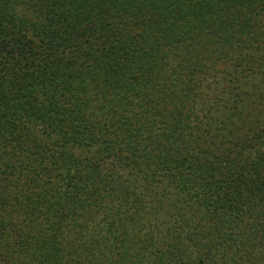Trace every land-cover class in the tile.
I'll use <instances>...</instances> for the list:
<instances>
[{
	"label": "trees",
	"instance_id": "16d2710c",
	"mask_svg": "<svg viewBox=\"0 0 264 264\" xmlns=\"http://www.w3.org/2000/svg\"><path fill=\"white\" fill-rule=\"evenodd\" d=\"M0 264H264V0H0Z\"/></svg>",
	"mask_w": 264,
	"mask_h": 264
}]
</instances>
